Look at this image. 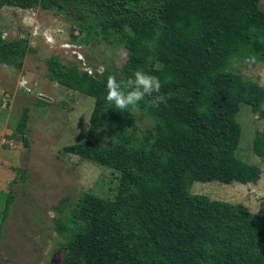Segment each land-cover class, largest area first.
Instances as JSON below:
<instances>
[{"label": "trees", "instance_id": "trees-1", "mask_svg": "<svg viewBox=\"0 0 264 264\" xmlns=\"http://www.w3.org/2000/svg\"><path fill=\"white\" fill-rule=\"evenodd\" d=\"M3 6L70 16L81 32L71 41H116L125 52L117 69L97 78L53 55L45 59L50 81L93 98L84 138L62 151L117 172L111 198L81 192L54 219L64 238L62 264H264V197L251 212L189 191L193 181L259 178L256 165L234 155V115L246 104L264 119V89L229 69L250 55L264 64L258 0H0ZM31 52L25 38L6 40L0 32V63L16 66ZM136 70L158 77L167 98L158 107L142 101L138 116L106 101L108 76L126 82ZM140 115L150 120L142 129ZM26 119L23 107L18 134ZM251 148L263 156L264 123Z\"/></svg>", "mask_w": 264, "mask_h": 264}, {"label": "rangeland", "instance_id": "rangeland-1", "mask_svg": "<svg viewBox=\"0 0 264 264\" xmlns=\"http://www.w3.org/2000/svg\"><path fill=\"white\" fill-rule=\"evenodd\" d=\"M258 6L264 9V0H258ZM77 29L72 17L54 10L0 8L1 37H23L34 49L16 66L0 63V264H62L64 238L55 231L54 219L63 218L81 192L111 198L116 190V171L62 151L84 138L93 98L50 81L45 59L53 55L60 64H72L80 71V62L70 48L61 47L63 43L77 45L73 49L91 69L115 70L125 59L116 41H71V36L81 35ZM229 69L264 89L263 63L248 66L235 60ZM23 107L27 119L21 135L15 126ZM234 119L240 128L234 155L260 169L258 180L246 184L193 181L189 191L241 203L255 212L264 197V153L256 156L251 144L264 119L246 104L239 105ZM149 124L146 115L136 120L138 129ZM61 204L64 208L58 212Z\"/></svg>", "mask_w": 264, "mask_h": 264}, {"label": "clouds", "instance_id": "clouds-1", "mask_svg": "<svg viewBox=\"0 0 264 264\" xmlns=\"http://www.w3.org/2000/svg\"><path fill=\"white\" fill-rule=\"evenodd\" d=\"M244 63L252 66L257 63V58L255 55L247 56ZM104 70L101 66L98 72L102 74ZM161 87L158 77L143 70L134 71L126 82H118L114 75H110L106 82V101L121 112H126L129 108L133 111L138 110L142 101L158 107L167 99L165 95L160 94Z\"/></svg>", "mask_w": 264, "mask_h": 264}, {"label": "built area", "instance_id": "built-area-1", "mask_svg": "<svg viewBox=\"0 0 264 264\" xmlns=\"http://www.w3.org/2000/svg\"><path fill=\"white\" fill-rule=\"evenodd\" d=\"M43 37H44V39H45V41L46 42H48L49 41V39L48 38H46V36L43 34ZM64 44V46H61V47H63V48H70L71 50V52H73V54H75V56H76V60L78 61V62H80V64H81V70L80 71H83V72H86L88 75H90L91 77H93V78H97V77H99L101 74L98 72V68L97 69H91L84 61H83V58H82V56H81V54L79 53V52H77V51H75L73 48H75L77 45H74V44H70V43H63ZM21 88L23 89V90H25V91H28L29 89H28V87H25V85L24 84H21Z\"/></svg>", "mask_w": 264, "mask_h": 264}]
</instances>
